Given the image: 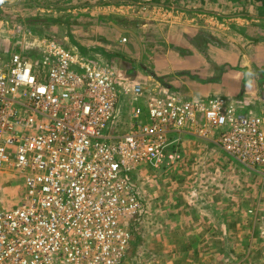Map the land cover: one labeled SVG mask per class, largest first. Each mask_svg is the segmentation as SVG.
Listing matches in <instances>:
<instances>
[{
    "label": "built area",
    "instance_id": "2783aa9c",
    "mask_svg": "<svg viewBox=\"0 0 264 264\" xmlns=\"http://www.w3.org/2000/svg\"><path fill=\"white\" fill-rule=\"evenodd\" d=\"M240 107L134 82L55 42L0 51V170L24 184L0 206V264H121L147 218L142 171L174 165L185 131L264 171V107Z\"/></svg>",
    "mask_w": 264,
    "mask_h": 264
},
{
    "label": "rangeland",
    "instance_id": "374dc122",
    "mask_svg": "<svg viewBox=\"0 0 264 264\" xmlns=\"http://www.w3.org/2000/svg\"><path fill=\"white\" fill-rule=\"evenodd\" d=\"M61 9L64 10L57 6L40 13L30 7L22 11L17 9V12L1 9L0 51L23 50L39 56L50 42L67 43L64 38L79 29L75 26L77 21L71 20L72 16H66ZM261 10H264V2ZM34 18L44 22H35ZM207 25L209 30H214L213 24ZM127 26L138 30L135 24ZM228 29V40L235 46L243 44L246 50L252 48V39L240 29L234 25H229ZM206 30L189 35L194 51L208 60L207 63H189L192 67L197 64L200 72L218 73L221 56L229 60L243 57L237 49L225 48L219 34ZM136 32L138 39L148 44L143 49L134 41L133 51L142 49L137 58H141L140 63L155 75L149 83L153 86L160 83L167 88L171 83L156 75V64L161 63L164 51L161 30L160 33L155 28L143 34ZM201 43H206V48H199ZM218 47H223V55ZM181 50L184 54L190 53V50ZM249 73L251 78L254 71ZM246 80L247 77L242 80L243 92L238 93L237 100L249 110L263 108L264 80H256L258 86L251 91L253 82ZM232 83L235 84V80ZM227 93L231 92L211 93L210 96L233 99ZM198 136L183 142L182 156L174 165L143 169L139 179L151 201H148L145 222L133 226V238L121 264H264V171L242 165L225 152L215 138ZM23 193L22 176L9 168L0 170V206H17ZM161 216L165 219L161 220Z\"/></svg>",
    "mask_w": 264,
    "mask_h": 264
},
{
    "label": "crops",
    "instance_id": "0c3cea01",
    "mask_svg": "<svg viewBox=\"0 0 264 264\" xmlns=\"http://www.w3.org/2000/svg\"><path fill=\"white\" fill-rule=\"evenodd\" d=\"M263 2L264 0H18L14 4L0 7V11L12 9L17 12V9L22 11L30 7L40 13L44 10L49 12L48 9H55L57 6L63 7L61 12L68 17L72 16L71 20L77 21L75 26L79 30L74 32V35L65 37L68 42H62V45L101 64L111 65L124 78L143 84L151 82L155 75L140 63L141 58L138 60L139 51L142 49L133 51L134 41L141 44L143 49L148 45L142 38L138 39L136 31L143 34V31L151 28H155L159 33L161 30L164 51L160 57L161 63L156 64L157 71L160 72L156 75L171 84L167 85V88L160 83L155 86L169 92L177 89L178 92L174 93L198 99L211 97V93L229 91L231 93L227 94L232 95L233 100L240 106L242 101L237 100V95L243 92L242 80L247 77L250 83L253 82L250 91L258 86L256 80H264V10H261ZM34 21L44 22L36 18ZM207 23L213 24L214 30L205 27ZM127 24H135L138 30L129 28ZM229 25L236 26L244 35L250 37L254 43L252 48L246 50L245 45L240 44L239 47L230 42ZM202 29L219 34L220 41L226 44L225 48L237 49L239 55L243 53V57L229 60L228 57L221 56L218 61L221 68L218 73L200 72L199 68L196 69L197 64L192 67L189 63L194 61L208 62L194 51L189 41L190 34L201 33L204 31ZM123 38L127 39V42H122ZM205 46L206 43H201L199 48H206ZM218 48H221L219 50L223 55V47ZM181 49L190 50V53L188 51L184 54ZM210 59L214 58L211 56ZM251 71H254V75L250 78ZM157 76L156 79L159 80ZM254 76H257V79ZM252 103L249 104L253 105ZM240 108L247 109L244 106ZM194 136L197 134L191 131L179 135L182 139L178 146L180 157L183 142ZM144 189L147 192V189ZM147 199L149 201L150 198ZM160 219L164 220L165 216ZM254 239L256 240L255 236Z\"/></svg>",
    "mask_w": 264,
    "mask_h": 264
},
{
    "label": "water",
    "instance_id": "95a60500",
    "mask_svg": "<svg viewBox=\"0 0 264 264\" xmlns=\"http://www.w3.org/2000/svg\"><path fill=\"white\" fill-rule=\"evenodd\" d=\"M18 0H0V7L14 4Z\"/></svg>",
    "mask_w": 264,
    "mask_h": 264
},
{
    "label": "trees",
    "instance_id": "16d2710c",
    "mask_svg": "<svg viewBox=\"0 0 264 264\" xmlns=\"http://www.w3.org/2000/svg\"><path fill=\"white\" fill-rule=\"evenodd\" d=\"M206 38H209L208 36L206 37ZM209 39H211V38H209ZM211 40H214V41H216V39H211ZM207 42V41H206ZM214 43V42H213ZM246 82H249L248 80H246Z\"/></svg>",
    "mask_w": 264,
    "mask_h": 264
}]
</instances>
